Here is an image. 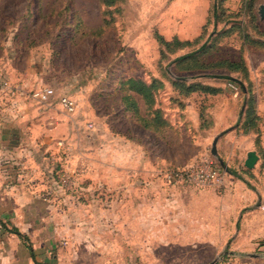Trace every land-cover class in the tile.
<instances>
[{
	"label": "crops",
	"instance_id": "0c3cea01",
	"mask_svg": "<svg viewBox=\"0 0 264 264\" xmlns=\"http://www.w3.org/2000/svg\"><path fill=\"white\" fill-rule=\"evenodd\" d=\"M230 1L237 2V7L233 8ZM222 2L228 12L241 9L243 21L247 20L245 6L250 4L259 28L251 33L252 37L264 42V29L261 27L264 18L261 19L258 13L260 6L264 5L262 0ZM224 26L227 28L229 24L223 23ZM231 37H236L238 41L233 49L242 56L249 79L261 81L264 63L255 70L253 78L247 53L253 51L264 55V48L246 44L237 34ZM3 55L0 49V264H136L133 260L135 254L141 257L143 264L146 261L150 264L152 257L153 264H161L159 258H163L164 247L176 250L171 255L176 256L178 264L186 257L192 260L190 264H203L204 258L217 256L228 248V239L233 234L235 239L231 246L236 252L230 253L241 258L237 264H264V203H258L254 191L240 184H235L233 190L227 184L233 179L229 177L225 182L221 177L220 183L225 182L223 194H219L222 196L204 186L196 191L202 197L197 201L183 200L182 197L165 202L155 200L156 213L153 218H147L144 213L146 202L131 200L135 191L131 185L132 176L141 177L148 172L146 154L142 150L137 154L131 151L132 139L125 129L122 130L121 140L123 153L116 152L118 145L113 123V135L106 138L109 147L103 165L110 171L107 184L110 183L114 189L116 177H123L122 189L128 197L120 203L113 202L109 207L138 209L139 212L133 216L109 219L107 224L112 226V233L107 232V235L116 236L117 232L119 239L138 241L134 245L137 246L135 254H131L127 261L125 254H122L123 260L114 251L103 256L95 245L84 246L82 220L79 218L74 221V239L79 243L71 244L64 228L66 219L60 217L59 210L70 203L68 197L84 191V177L98 167L93 165L92 157L95 155L91 154L88 158V150L82 149L88 144L98 143L99 137L91 135L87 139L82 111L77 109L76 114L70 116L60 106L59 97L70 92L67 88L72 79L55 77L46 82V56L31 52L25 56L19 53L16 57ZM168 75L170 79H184L173 73ZM156 79L163 84V89L155 95L154 104L164 128L160 135L162 139H165L163 134L166 130L179 135L180 129H184L190 134H197L192 142L199 144L207 140L212 132L236 126L237 88L238 85L242 89L244 87L240 80L229 83L200 77L198 82L217 88L219 92L210 95L197 91L185 96L180 95L171 81L162 75H156ZM46 83L54 89V95L47 102L39 103L28 97L30 90L43 88L41 86H46ZM112 92L113 89L105 93L97 92L95 97H111ZM134 96L140 113L147 116L143 99ZM120 104L124 119V115H129V121L138 123L125 110L121 96ZM200 113L203 120H200ZM154 164L155 168L152 167L150 173L159 177L167 170L177 169L178 160L173 155H159ZM181 190L186 196L195 191L190 186L181 187Z\"/></svg>",
	"mask_w": 264,
	"mask_h": 264
},
{
	"label": "rangeland",
	"instance_id": "374dc122",
	"mask_svg": "<svg viewBox=\"0 0 264 264\" xmlns=\"http://www.w3.org/2000/svg\"><path fill=\"white\" fill-rule=\"evenodd\" d=\"M217 3L221 6L219 0H116L114 4L104 7L100 0H0V49L4 53L3 57H16L19 53L25 56L30 52L46 56V82L55 77L72 79L67 88L70 92L65 95L75 100L77 109L84 114L87 139L91 135L99 137L98 143L88 144L82 149L88 150V158H91V154L95 155L92 157L93 165L97 164L98 167L84 177V191L68 197L70 203L59 210L60 217L66 219L64 228L71 244L79 243L74 239V221L79 218L82 220L80 229L84 246L95 245L103 256L114 251L123 260L125 258L122 254H125L127 261L131 254H135L137 246L134 245L138 241L119 239L116 237L117 232L116 236L107 235V232L112 233V226L107 224L109 219L133 216L139 212L138 209L109 207L113 202L120 203L128 197L122 189L123 177H116L114 189L110 183L107 184L110 171L103 164L106 163L109 147L106 138L113 135L112 123L118 130L115 129L114 135L118 145L116 152L123 153L121 140L122 130L125 129L132 139L131 151L137 154L142 150L146 154L148 172L141 177L132 176L131 185L135 191L131 194V200L146 202L144 213L147 218H153L156 213L155 200L165 202L176 197L187 201L202 199L196 191L203 187L194 182L180 177L168 179L165 174L158 177L150 173L159 155L175 156L178 160L175 170L178 171L208 159L213 162L223 181L229 177L233 179L227 183L229 187L240 184L256 193L258 203H264V74L261 81H252L249 86L242 83L245 91L241 85L237 88L235 84L239 97L236 126L212 132L207 140L199 144L192 142L195 138L193 136L197 134L192 131L193 134H190L184 129H180L179 135L175 131L166 130L163 134L165 139H162V132L158 135L154 131L142 129L138 123L129 121V115H124V119L121 110L119 83L123 78L150 82L156 75L164 73H176L188 78V81L202 74L233 76L234 73L229 74L225 69L207 72L173 70L175 58L198 50L205 40L224 29L225 26L213 24V9ZM230 3L233 8L238 5L237 2ZM261 27L264 29V22ZM160 37L166 41L172 38L194 40V43L189 48L170 54L168 48L160 44ZM235 38H224L219 42L220 49L213 50L208 60L238 59L239 53L233 49L238 45ZM247 58L254 78L255 70L264 63V55L251 51L247 53ZM41 87L52 88L48 83ZM112 89L114 92L111 97H95L97 92L105 93ZM248 109L252 110L248 118L253 115L254 120L253 126L249 128L244 122ZM220 133L223 135L216 144L218 154L213 156L210 152L212 141ZM249 151H255L258 156L252 169L244 167ZM224 183L221 181L208 185L212 188H206L214 190L220 197ZM173 186L179 190L171 189ZM184 186H190L195 191L186 196L184 190H181ZM233 235L228 239L229 250L226 247L219 255L204 258L203 264L240 262L238 260L241 258L230 253L236 252L231 246L235 239ZM175 251L171 247H164L160 263L178 264L176 256L171 255ZM134 256L136 264H143L141 257L136 254ZM191 261L190 257H186L179 264H190ZM153 262L154 257L150 264ZM146 264H149L148 261Z\"/></svg>",
	"mask_w": 264,
	"mask_h": 264
},
{
	"label": "trees",
	"instance_id": "16d2710c",
	"mask_svg": "<svg viewBox=\"0 0 264 264\" xmlns=\"http://www.w3.org/2000/svg\"><path fill=\"white\" fill-rule=\"evenodd\" d=\"M115 2L116 0H100V4L104 7L110 6ZM219 3H221V6L217 3L216 7H214L213 9V24L222 25L223 23L227 22L229 24V27L224 28L223 30L220 29V31L215 32L212 37L210 36L209 39L205 40L198 47V50L188 52L180 57L175 58L173 60V70L177 72L191 70H200L203 72H207L211 70L225 69L229 74L234 73L237 75V77H233L234 74L233 76L206 74L205 76H196L197 78L192 77L190 78L191 80L188 81L185 77L184 79H170L169 75L165 73L162 74L164 78L171 81L172 87L177 90L180 95L188 96L192 92L197 91L210 95H215L219 92V89L217 88L205 86L198 82L197 79L200 77L215 80L232 81L234 83L237 82L238 79L244 84L247 83L248 86L252 84V81L249 79L247 67L241 55L238 57V59L235 60L229 58L219 59L214 62L208 60V56L213 52V50H218L221 41L224 38H229L233 34H237V36L241 40H244L246 44L264 48V42L252 37L253 32H257L259 28L256 24V14L251 9V7H249L250 4H247L245 6V16L247 17V20L243 21L241 9L237 12H228V10L224 8L222 0H219ZM203 30V32H205V27ZM199 37H201V35ZM159 41L161 45H163L165 48H168V52L170 54L175 53L183 48H189L194 43V40H180L178 38H172L171 41H166L161 37ZM174 75H176L177 77H182L176 73ZM119 86L121 90V101L125 106V110L130 112L137 120V122L145 129L154 131L156 132L155 134H160L161 132H163L164 128H162V123L159 121L158 112H156V110L154 109L155 95L159 90L163 89L162 82L156 78L152 79L150 82H146L144 80L136 78H124L119 83ZM134 95L140 96L143 99L147 110V116H142V114L140 113V109ZM151 111L152 113L150 116ZM250 111L252 110L248 109L246 111L247 119L244 121L248 128L252 127L254 124L253 115L249 116L248 118V115H251ZM203 118V115L200 113V120H203Z\"/></svg>",
	"mask_w": 264,
	"mask_h": 264
},
{
	"label": "built area",
	"instance_id": "2783aa9c",
	"mask_svg": "<svg viewBox=\"0 0 264 264\" xmlns=\"http://www.w3.org/2000/svg\"><path fill=\"white\" fill-rule=\"evenodd\" d=\"M54 95L52 88H35L30 90L28 97L32 100L44 103ZM60 106L69 114L74 115L77 110L76 101L67 95H62L58 100ZM168 179L173 177H180L188 182H194L199 187H204L220 182V173L214 166L213 162L208 159H202L196 165H190L181 171L178 170H167L164 172Z\"/></svg>",
	"mask_w": 264,
	"mask_h": 264
},
{
	"label": "water",
	"instance_id": "95a60500",
	"mask_svg": "<svg viewBox=\"0 0 264 264\" xmlns=\"http://www.w3.org/2000/svg\"><path fill=\"white\" fill-rule=\"evenodd\" d=\"M258 13H259L260 18L263 19L264 18V5L260 6ZM243 90L245 91L244 87H243ZM222 135H223V133L218 134L212 141L210 152L213 156H217V154H218L217 150H216V144H217L219 137ZM257 161H258V156H257L256 152L255 151H249L247 153L246 159L244 161V167L247 169H252L255 166ZM220 163L222 164L223 162L220 161Z\"/></svg>",
	"mask_w": 264,
	"mask_h": 264
}]
</instances>
